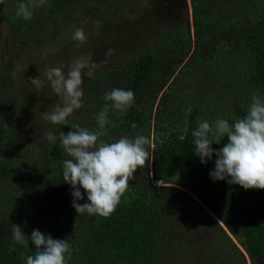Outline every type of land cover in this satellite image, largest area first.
I'll return each mask as SVG.
<instances>
[{"label":"trees","instance_id":"trees-1","mask_svg":"<svg viewBox=\"0 0 264 264\" xmlns=\"http://www.w3.org/2000/svg\"><path fill=\"white\" fill-rule=\"evenodd\" d=\"M8 1L13 8L3 11L2 15L9 27L6 38L9 44L2 49L0 56V197L6 189H19L5 187L16 175L23 158L34 153L18 138L15 129V111L20 106L21 96L16 86V55L10 48L19 45L23 53L36 43L43 44L47 26L55 22L81 13L118 17L132 8H140L143 0H106L104 4H100V0H50L51 7L35 10L30 21L16 16L18 0ZM232 1L191 0L196 28L194 43L188 16V25L176 23L161 30L153 50L121 61L87 83L83 90L80 120L61 126L55 143L48 141L39 153L40 167L43 163L48 172L47 179L25 185V201L0 212V264H26L27 256L35 253L30 237L36 229L53 239L69 241L72 253L67 264L75 260L80 264H168L162 253L163 235L168 224L187 215L198 219L209 217L217 224L210 214L222 224L217 226L223 234L218 237L220 248L213 257V264L230 260L235 253L230 247L239 250L226 230L239 240L252 264H264V189L245 190L240 185L229 184L227 178L216 181L210 177L216 156L213 155L206 164L201 163L194 153L195 138L192 135L198 121L213 122L210 114L200 112L207 109L203 106L191 109L185 130H171L155 148L149 147L153 178L142 176L138 184L129 185L110 216L78 215L72 207L73 196L61 202L66 214H57L50 208L52 201H60L62 194L72 191L71 186L63 181V161L70 157L60 146V131L67 134L72 130L71 124L81 126L90 112H100L106 103L104 95L112 89L133 91L136 102L156 97L149 94L154 87L155 73L164 55L168 54L166 51L173 54V63L180 62L192 50L193 59L208 62V58L213 59L218 53L211 51L220 46L224 52L219 53L208 68L215 78L224 71V78L214 82L225 86L236 85L237 75L233 73L244 66H239L238 61L249 55L251 65L246 67V78L239 80L231 91L246 90L264 99V15L258 14L259 5L241 7ZM188 70V75L195 72L192 68ZM135 104L129 109L130 120L127 118V122L117 128L108 127L111 133L127 134L132 123L141 116ZM109 107L108 117L117 112L111 109V105ZM247 111L222 119L231 126ZM226 143L227 137L219 144L213 143L212 147L219 149ZM32 167L39 166L32 164ZM181 175L184 177L181 188L166 186L171 178ZM34 179L35 175H30L29 182ZM52 180L58 184L59 191L51 186ZM153 181L165 186H158ZM77 202L84 204L85 199ZM11 224L20 226L29 237L28 247L14 244Z\"/></svg>","mask_w":264,"mask_h":264},{"label":"rangeland","instance_id":"rangeland-1","mask_svg":"<svg viewBox=\"0 0 264 264\" xmlns=\"http://www.w3.org/2000/svg\"><path fill=\"white\" fill-rule=\"evenodd\" d=\"M106 0H100L104 4ZM230 0H228L229 2ZM243 6L259 5V13L264 15V0H233ZM232 1V2H233ZM13 5L5 0V4L0 5V56L1 51L7 43L6 38L9 34V27L3 19L2 12L10 10ZM189 16V18H188ZM189 20L190 36L194 43L196 38L195 19L191 0H143L140 8H132L124 15L118 17H103L92 13H81L73 18H68L60 22L50 24L46 28V41L36 43L22 53L19 45L10 48L16 58V86L20 91L21 103L15 111V125L18 138H20L34 153L23 158L20 162L16 175L9 179L6 187L12 186L18 190H4L0 197V212L7 208H14L19 203L25 201L24 186L29 183L42 182L48 177L47 170L41 166L39 153L42 147L48 144L44 138V133L51 131L54 135L58 133L61 125H53L42 118V113L50 112L57 103H60L58 96L53 92L50 83L45 80L44 86L37 89L30 81V77H37L39 74L43 79V73L49 67H62L67 73L72 61L81 56H87L92 62L99 65L95 71V78L103 70L115 66L121 61L131 58L146 51H151L157 42L161 30L171 28L176 23L188 25ZM87 21V23H85ZM83 27L87 36V41L77 47V41L72 39L75 28ZM111 49L113 54L107 56L106 53ZM166 48H163V50ZM194 49V48H193ZM21 52V53H20ZM164 55L154 79V87L150 91L151 96L156 97L148 100L136 102L141 116L135 123L136 129L129 128L127 135L137 134L149 138L152 143L149 147L155 148L171 130L183 131L189 123L188 115L194 106H203L200 112L210 114L212 121L224 116H235L247 111L252 102V95L255 93L234 90L239 80L246 78L245 73L251 65L249 55H245L238 61L239 66L234 76L237 75L236 85L225 86L214 82L219 78H224V71L219 73V78L208 68V64L217 60L219 53L224 52L221 47L211 51L218 52L213 59L208 62L193 59L191 54L184 57L180 62L173 63L171 54ZM195 72L188 75V69ZM248 76V74H247ZM248 78V77H247ZM92 78L84 77L82 89ZM226 79L222 80L225 81ZM80 109L68 117L69 123L80 120ZM99 112L93 111L85 116L81 127L90 131L98 128L96 117ZM108 117L110 123L106 126V135L100 139L106 142H113L124 134L114 135L108 127L117 128L121 123L127 122L129 110L123 116L117 112ZM128 116V117H126ZM150 151V148H149ZM37 153V154H35ZM35 154V155H33ZM151 156L145 166L139 168L134 174V178L129 185L138 184L142 176L153 178ZM32 164L39 167L33 169ZM40 164V165H39ZM30 175H35V179L29 182ZM53 174L50 175V177ZM184 177L178 176L171 178L166 186L181 188ZM158 186H165L162 182H155ZM51 186L58 189V184L52 180ZM24 188V189H23ZM84 203H88L86 193ZM71 193L66 192L59 198L60 201L50 203L51 211L64 215L65 208L62 201L71 198ZM210 216L222 226L220 221L212 214ZM44 219V218H43ZM212 220L207 218L186 217L172 221L166 227L163 235L162 253L168 264H213V257L219 250L218 237L223 236L221 230ZM226 229V228H225ZM226 232L238 246L232 258L218 264H252L248 254L242 245L228 230ZM238 240V241H237ZM218 246V247H216ZM242 254V255H241ZM78 260L69 264H80Z\"/></svg>","mask_w":264,"mask_h":264},{"label":"clouds","instance_id":"clouds-1","mask_svg":"<svg viewBox=\"0 0 264 264\" xmlns=\"http://www.w3.org/2000/svg\"><path fill=\"white\" fill-rule=\"evenodd\" d=\"M3 4L5 0H0V5ZM50 7V0H18L16 16L30 21L35 10ZM72 39L78 42L77 47L85 43L87 36L84 28H75ZM112 54L111 49L106 53L107 56ZM98 67L89 57L81 56L72 61L67 73L62 67H49L45 69L43 79L40 74L30 77L37 89L44 86L45 80L49 82L60 100L50 112L42 113V118L53 125H69L68 117L83 107L84 77L93 78ZM103 99L106 103L96 117L98 128L95 131L71 124V131L59 133L60 146L70 157L63 161L62 174L63 181L72 189V207L78 215L87 214L90 217L110 216L134 174L145 166L151 156L149 146L152 141L143 135H122L113 142L100 139L106 135V126L110 123L109 105L112 110L127 113L136 103L135 93L116 88L107 92ZM251 99L247 114L237 118L234 125L230 126L222 118L213 122L201 120L192 133L195 138L194 153L201 163L206 164L213 155L216 156L210 177L216 181L227 178L229 184L240 185L245 190L264 189V99L257 94H253ZM131 127L136 129L138 125L133 122ZM225 137L227 143L222 148L213 149V143L219 144ZM44 138L51 143L57 139L51 131L44 133ZM81 188L88 203L77 202L84 199ZM11 236L14 244L29 246V237L20 226L11 224ZM30 239L35 245V253L27 256L26 264H67L71 259L72 248L67 239H53L38 229L32 231Z\"/></svg>","mask_w":264,"mask_h":264}]
</instances>
